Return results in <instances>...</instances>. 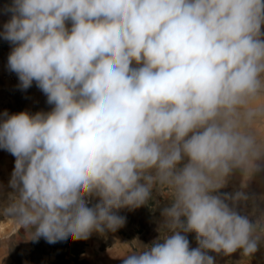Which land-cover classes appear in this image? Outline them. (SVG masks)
Listing matches in <instances>:
<instances>
[{"label": "clouds", "instance_id": "1", "mask_svg": "<svg viewBox=\"0 0 264 264\" xmlns=\"http://www.w3.org/2000/svg\"><path fill=\"white\" fill-rule=\"evenodd\" d=\"M0 12L8 69L52 106L0 113V149L15 157L0 215L34 240H87L159 186L164 229L122 264L258 250L256 225L228 202L243 194L218 193L264 159V0H11Z\"/></svg>", "mask_w": 264, "mask_h": 264}, {"label": "crops", "instance_id": "2", "mask_svg": "<svg viewBox=\"0 0 264 264\" xmlns=\"http://www.w3.org/2000/svg\"><path fill=\"white\" fill-rule=\"evenodd\" d=\"M10 3L11 0H0V9ZM10 15L0 12V30L10 19ZM11 48L8 41L0 38V113L27 111L35 114L50 111L52 106L47 103V97L35 83L27 90H21L18 76L8 69L7 60ZM4 152L8 154L4 163L9 164L11 178L15 157L5 150ZM224 193L231 196L236 193L243 194L244 198L228 202L256 225V234L261 238L258 250L249 257H244L240 250L231 256L209 254L215 257L216 264H264V160L258 169H234L218 194ZM171 203L165 190L155 186L152 197L145 205L134 209L125 207L115 210L117 215L126 218L122 227L115 231L106 230L104 234L93 232L87 240L66 239L48 243L43 237L32 239L24 229L25 240L30 246L27 258L34 259L36 264H122L121 257L128 250V245L136 242L150 245L160 236L164 229L162 211ZM187 236L191 247H196L195 233H188Z\"/></svg>", "mask_w": 264, "mask_h": 264}, {"label": "rangeland", "instance_id": "3", "mask_svg": "<svg viewBox=\"0 0 264 264\" xmlns=\"http://www.w3.org/2000/svg\"><path fill=\"white\" fill-rule=\"evenodd\" d=\"M7 155L0 149V204L7 203L12 192L9 188V164L4 163ZM263 160L257 161V164L260 166ZM24 235V229L18 230L10 219L0 215V264H36L34 259L27 258L30 246Z\"/></svg>", "mask_w": 264, "mask_h": 264}, {"label": "built area", "instance_id": "4", "mask_svg": "<svg viewBox=\"0 0 264 264\" xmlns=\"http://www.w3.org/2000/svg\"><path fill=\"white\" fill-rule=\"evenodd\" d=\"M92 203H93V201H92Z\"/></svg>", "mask_w": 264, "mask_h": 264}]
</instances>
